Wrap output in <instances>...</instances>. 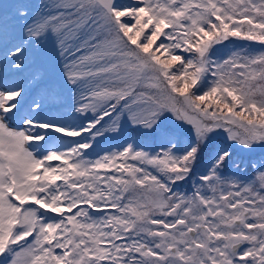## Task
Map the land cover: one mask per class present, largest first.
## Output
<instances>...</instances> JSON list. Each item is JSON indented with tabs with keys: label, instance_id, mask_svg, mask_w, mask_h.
Wrapping results in <instances>:
<instances>
[{
	"label": "snow or ice",
	"instance_id": "obj_1",
	"mask_svg": "<svg viewBox=\"0 0 264 264\" xmlns=\"http://www.w3.org/2000/svg\"><path fill=\"white\" fill-rule=\"evenodd\" d=\"M0 264H264V0H0Z\"/></svg>",
	"mask_w": 264,
	"mask_h": 264
}]
</instances>
